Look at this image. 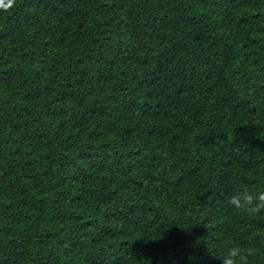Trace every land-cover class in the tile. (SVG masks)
Returning a JSON list of instances; mask_svg holds the SVG:
<instances>
[{
	"label": "trees",
	"instance_id": "trees-1",
	"mask_svg": "<svg viewBox=\"0 0 264 264\" xmlns=\"http://www.w3.org/2000/svg\"><path fill=\"white\" fill-rule=\"evenodd\" d=\"M257 192L264 0H0V264H264Z\"/></svg>",
	"mask_w": 264,
	"mask_h": 264
},
{
	"label": "clouds",
	"instance_id": "clouds-1",
	"mask_svg": "<svg viewBox=\"0 0 264 264\" xmlns=\"http://www.w3.org/2000/svg\"><path fill=\"white\" fill-rule=\"evenodd\" d=\"M254 199L259 203L256 207L264 205V192H257L255 194L242 193L240 195H233L230 197L229 203L235 208H243L248 205H252ZM243 200V204H242ZM223 264H244L246 260L245 250L239 243L233 244L225 250L222 257Z\"/></svg>",
	"mask_w": 264,
	"mask_h": 264
}]
</instances>
